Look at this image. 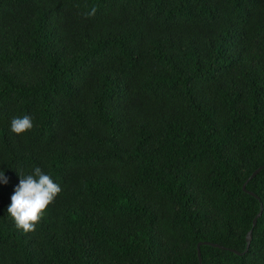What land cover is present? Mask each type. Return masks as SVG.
I'll list each match as a JSON object with an SVG mask.
<instances>
[{
  "label": "trees",
  "instance_id": "trees-1",
  "mask_svg": "<svg viewBox=\"0 0 264 264\" xmlns=\"http://www.w3.org/2000/svg\"><path fill=\"white\" fill-rule=\"evenodd\" d=\"M262 166L264 0H0V264H264Z\"/></svg>",
  "mask_w": 264,
  "mask_h": 264
},
{
  "label": "clouds",
  "instance_id": "clouds-1",
  "mask_svg": "<svg viewBox=\"0 0 264 264\" xmlns=\"http://www.w3.org/2000/svg\"><path fill=\"white\" fill-rule=\"evenodd\" d=\"M97 9L93 7L87 17L95 16ZM32 118L28 115L14 117L10 123V130L17 136H22L33 130ZM19 184L11 197L8 215L12 218L17 229L25 234L36 231L37 226L44 220L47 210L62 191L50 175L36 167L31 174L21 175ZM0 182L7 183L3 171H0Z\"/></svg>",
  "mask_w": 264,
  "mask_h": 264
},
{
  "label": "water",
  "instance_id": "water-1",
  "mask_svg": "<svg viewBox=\"0 0 264 264\" xmlns=\"http://www.w3.org/2000/svg\"><path fill=\"white\" fill-rule=\"evenodd\" d=\"M264 168V166H262V167H259L257 170H255L253 173H252V175L250 176V178L248 179V181L250 180V179H252V178H254L262 169ZM247 181V182H248ZM242 190L244 191V192H246L247 194H249L250 196H252V197H254V198H257L256 197V195H254L253 193H251V192H249V191H247L246 190V183L245 184H243V186H242ZM261 212H262V205H260V211H259V213L257 214V216L253 219V227L256 225V220H257V218L261 215ZM246 250H245V252L248 250V248H249V245H250V242H251V239H252V230H250L247 234H246ZM202 244H205V245H211V246H214V247H219L218 245H213V244H209V243H199L198 245H197V256H198V260H199V262H201V257H200V251H199V246L200 245H202ZM220 248H222V247H220ZM232 252H234L235 254H239L238 252H236V251H232Z\"/></svg>",
  "mask_w": 264,
  "mask_h": 264
}]
</instances>
